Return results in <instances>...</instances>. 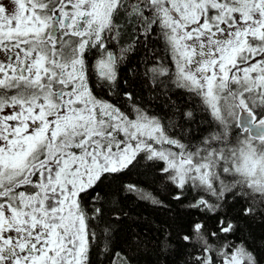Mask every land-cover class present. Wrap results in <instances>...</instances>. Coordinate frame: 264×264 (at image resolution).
Returning a JSON list of instances; mask_svg holds the SVG:
<instances>
[{
	"label": "snow or ice",
	"instance_id": "1",
	"mask_svg": "<svg viewBox=\"0 0 264 264\" xmlns=\"http://www.w3.org/2000/svg\"><path fill=\"white\" fill-rule=\"evenodd\" d=\"M0 264H264V0H0Z\"/></svg>",
	"mask_w": 264,
	"mask_h": 264
},
{
	"label": "trees",
	"instance_id": "2",
	"mask_svg": "<svg viewBox=\"0 0 264 264\" xmlns=\"http://www.w3.org/2000/svg\"><path fill=\"white\" fill-rule=\"evenodd\" d=\"M142 177H138V176H133L132 179H140ZM164 195H167V193L165 192ZM138 212H142L144 215H148L150 219L152 220H158V219H163L162 216H159L158 213L154 212L150 207L147 208H139L137 209ZM151 235V234H150Z\"/></svg>",
	"mask_w": 264,
	"mask_h": 264
}]
</instances>
